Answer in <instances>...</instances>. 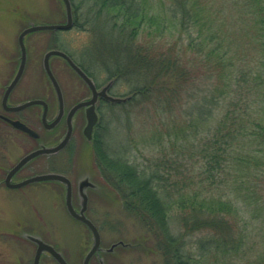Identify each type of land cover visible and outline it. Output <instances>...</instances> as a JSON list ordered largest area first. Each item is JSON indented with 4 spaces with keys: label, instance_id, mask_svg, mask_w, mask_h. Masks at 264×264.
I'll return each mask as SVG.
<instances>
[{
    "label": "rangeland",
    "instance_id": "obj_1",
    "mask_svg": "<svg viewBox=\"0 0 264 264\" xmlns=\"http://www.w3.org/2000/svg\"><path fill=\"white\" fill-rule=\"evenodd\" d=\"M153 1L154 10H158L161 2L163 6L170 4L169 0ZM206 1L211 14L218 10H224L228 15L237 11L238 6L232 0ZM76 3L79 6L78 13L83 15L85 9L82 0H76ZM231 18L226 19V27L232 28ZM64 21L62 0H0V113H4L1 107L2 94L19 64L18 33L30 24ZM91 28L92 25L85 23L80 16L68 30H41L26 34V65L9 96V103L18 104L33 98L44 99L50 105L47 119L52 120L57 109V97L44 71L43 55L47 50L56 48L67 52L75 62H81L87 67L90 64L95 68L97 61L90 47L96 41ZM176 36L173 34L170 44L175 42ZM183 41L186 39L183 38ZM188 55L192 56L191 53ZM49 62L68 105L89 95L88 89L63 59L52 55ZM98 66L100 64L97 65L100 73L96 74L94 70L93 74L95 73V80L101 86L109 80ZM195 66L193 64V68ZM196 82L194 79L190 84L195 92L193 98H188L185 104V100L181 101L182 106H188L202 94H196L201 88ZM206 82L204 94H208L216 80L212 77ZM111 87L109 96L125 100L123 103L113 102L100 107V121L95 132L98 142L114 151L124 150L129 163L140 166H146L149 159L157 157H168L170 160L183 158L187 164L193 163L194 169L196 165H200L202 159L195 151L199 147L197 143L205 144L216 132L226 111L222 98L217 97L214 104L206 106V110L210 111L203 123L196 122V107L189 110L190 114H184L177 109L178 105L177 108L174 107L175 110L149 120L146 110H149L150 102L147 99L129 101L131 96L128 84L115 85L113 82ZM41 112V106L30 105L23 111L11 114L12 118L27 123L37 131L41 135L39 140L12 128L0 119V264H33L37 247L34 237L52 245L69 264H82L93 242L90 229L68 213L65 187L61 182L43 180L13 188L4 183L6 172L23 155L41 145H54L64 133L63 126L53 131L44 129ZM258 114H262L264 126V111L258 110ZM80 121L77 118L72 137L63 150L31 159L13 175L12 182L47 172L61 173L70 179L74 208L79 211L84 207V214L96 225L101 237L100 249L91 257L89 264H164L162 254L154 246V239L137 219L123 209L120 194L105 180V169L99 166L97 159L96 139L89 141L85 138L84 129L82 130L84 122ZM180 127L184 128L183 134L178 131ZM259 132L256 125L249 124L245 136L239 137L237 150L248 157L249 167L231 168L229 164L219 172L224 178L220 194L223 199L231 200L238 209L235 216H225L226 233L238 240L237 251L231 258L224 256L225 264H264V138ZM147 133L159 134V139L149 140ZM212 148L213 145H209V152ZM174 231L177 232V226ZM210 237L211 231L205 230L180 236L186 250L196 260L201 258L198 256L199 242L205 240L207 247ZM112 244L116 245L108 250ZM214 259V254L208 247L201 262L214 264ZM39 264L58 262L43 251Z\"/></svg>",
    "mask_w": 264,
    "mask_h": 264
},
{
    "label": "trees",
    "instance_id": "obj_2",
    "mask_svg": "<svg viewBox=\"0 0 264 264\" xmlns=\"http://www.w3.org/2000/svg\"><path fill=\"white\" fill-rule=\"evenodd\" d=\"M232 1L237 11L228 15L224 10L211 14L206 0H169L166 6L161 2L158 10L153 0H82L85 12L80 15L76 0H70L73 23L82 16L92 25L96 41L90 47L96 67L78 64L94 78L100 64L108 80L128 84L129 101L145 98L150 102L149 120L178 105L184 114L196 107V122L203 123L210 111L208 104H214L217 97L225 103L226 111L212 138L197 143L195 151L202 161L195 164L196 169L183 158L157 157L146 166L129 163L124 150L105 148L96 134L92 138L105 180L120 194L123 209L154 239L164 264H203L208 247L214 264H225L224 256L231 258L238 248V240L226 233L225 217L235 216L238 209L220 194L224 178L219 172L229 164L249 167L248 157L237 150L249 124L256 125L264 138L263 116L258 114L264 111V0ZM226 16L233 18L232 28L226 27ZM173 34L177 36L170 44ZM212 77L216 82L204 94L206 81ZM194 79L201 87L197 86L196 94H202L182 106L181 101L185 104L193 98L190 84ZM183 129L178 131L183 134ZM147 134L149 140L160 136ZM208 144L213 145L210 152ZM203 230L211 231V237L207 247L205 240L199 242L201 258L196 260L180 236Z\"/></svg>",
    "mask_w": 264,
    "mask_h": 264
},
{
    "label": "water",
    "instance_id": "obj_3",
    "mask_svg": "<svg viewBox=\"0 0 264 264\" xmlns=\"http://www.w3.org/2000/svg\"><path fill=\"white\" fill-rule=\"evenodd\" d=\"M62 2L64 4V9H65V21L63 23L30 24V25L24 27L19 32V34L17 36V42H18V45L20 48V63H19V66L17 68V71H16L14 77L12 78V80L9 82V84L5 88V91L2 95L1 104H2V107L4 109L10 110V111H14V110L17 111V110L23 109L29 105H33V104H41L43 106V110H42V114H41L42 123L44 124V126L46 128L54 127L59 122L61 114L63 112V97H62L60 86H59V84H58V82H57V80H56V78H55V76H54V74L50 68V65H49V58L52 55H59V56L63 57L68 62V64L72 67V69L89 86V88L91 89V92H92V96L89 100L80 101V102L76 103L69 110L68 115H67V130H66L65 135L62 137V139L58 143H56L55 145H52V146L42 145L39 148H36V149L26 153L25 155H23L7 171L4 182L8 187H11V188L20 187V186L25 185L27 183L43 181V180H56V181H60V182L64 183L66 186L65 205H66V209H67L68 213L72 217H74L75 219L84 223L90 229V231L93 235L92 245L89 248V250L86 252V254L82 260V264H89L91 257L100 249V241H101L100 233H99L97 227L94 225V223L84 215V207L81 208V210H79V211H77L74 208L72 201H71L72 189H71V181L69 180V178H67L64 174H61V173L47 172V173L29 176L27 178H24L21 181H18V182H11L12 175L16 171H18L23 165H25L28 161H30L34 157L41 155V154L55 153V152L61 150L66 145V143L68 142L69 137L71 135V129H72L71 116L78 108L85 106V105H91L90 107L87 108V111H86L87 122H86V126L84 128V134L89 139L91 137V128H92L93 124L97 121V114L92 107L97 96L103 95L104 97H106L107 99H109L111 101L121 102V101L125 100V98H118V97H112V96L106 95L104 92V89H102L101 91H97L92 80L81 70V68H79V66H77L75 64V62L65 52L58 50V49H49L43 55L42 64H43V68H44L48 78L50 79V81L54 87V90L56 92V95H57V99H58V103H59V111H58V114L56 115V117L52 121L47 122V119H46L47 103L42 99H38V98L30 99V100H27L23 103L11 105V106H9L7 104L8 95L11 92V90L13 89V87L16 85L18 80L20 79V77L23 73V70H24L25 61H26V49H25V44H24L25 35L30 33V32L41 31V30H67L72 26L73 14H72V8H71L70 0H62ZM8 121L12 126L26 132L27 134H29L32 137L38 136L37 132H35L33 129L29 128L28 126H26L21 121L13 120V119H8ZM33 240H35V242L37 244L35 254L33 257V264H39V258H40V255L43 251L48 252L58 262V264H69L65 260V258L62 256V254L59 251H57L52 245H50V244H48V243H46L40 239H37L35 237L33 238ZM114 245H116V244H112L108 248V250H112Z\"/></svg>",
    "mask_w": 264,
    "mask_h": 264
},
{
    "label": "flooded vegetation",
    "instance_id": "obj_4",
    "mask_svg": "<svg viewBox=\"0 0 264 264\" xmlns=\"http://www.w3.org/2000/svg\"><path fill=\"white\" fill-rule=\"evenodd\" d=\"M27 52V51H26ZM67 55H69L67 52H65ZM57 56V55H56ZM70 57H71V55H69ZM58 58H61V59H63L67 64H68V62L63 58V57H61V56H57ZM72 58V57H71ZM26 59H27V56H26ZM73 59V58H72ZM19 62H20V58H19ZM80 68H81V66L78 64V62H75ZM18 66H19V64H18ZM70 66V65H69ZM70 69L73 71V73L80 79V81L83 83V85L88 89V91H89V95H87V96H84V97H82V98H80V100H78L77 102H75V103H73V104H71V105H68V103L65 101V99H64V97H63V112H62V114H61V117H60V120H59V122H58V124L56 125V126H54L53 128H46L45 126H44V124L42 123V126L44 127V129H46L47 131H51V130H55V129H58V127H62L63 126V128H65V130H64V133L56 140V142L61 138V137H63L64 136V134L66 133V130H67V115H68V112H69V110L72 108V106L73 105H75L76 103H78V102H80V101H86V100H89L90 98H91V96H92V92H91V89L89 88V86L84 82V80L70 67ZM81 70L93 81V84H94V86H95V88H96V90H99V91H101L102 89H104V92H105V94L106 95H109L110 94V88H112L111 86H112V84H113V80H109V81H107L104 85H101L100 86V84H98L97 82H96V80H95V78L94 77H92V76H90L83 68H81ZM24 72V71H23ZM23 74V73H22ZM112 83V84H111ZM12 92V91H11ZM11 92L9 93V95H8V99H7V104L10 106V105H14V104H11V103H9V96H10V94H11ZM105 104H111V100H109V99H107L106 97H104L103 95H98L97 96V98L95 99V102L93 103V105H92V107H93V109L95 110V112H96V114H97V121L93 124V126H92V128H91V138H93V136H94V134H95V132H96V130H97V128H98V125H99V121H100V118H99V109H100V107L102 106V105H105ZM36 105H39V106H41L40 104H36ZM47 106H48V112H47V114L49 113V107H50V105H49V103L47 102ZM91 105H85V106H82V107H80V108H78L73 114H72V116H71V125H72V131H71V136H70V138H69V141H70V139H71V137H72V134H73V131H74V129H75V127H76V124H77V118H79L81 121L80 122H84L83 124L82 123H80V124H82V130L85 128V125H86V122H87V114H86V111H87V108L88 107H90ZM1 107H2V105H1ZM42 107V106H41ZM26 108H28V107H26ZM26 108H23V109H20V110H17V111H10V110H6V109H4L3 107H2V110L4 111V113H0V119L2 120V121H4L7 125H10L12 128H14V129H17L16 127H13L10 123H9V121H8V119H15V120H19V119H17V118H12V116H11V114H13V113H18V112H20V111H23V110H25ZM43 108V107H42ZM58 111H59V104H58V100H57V109H56V113H55V115H57V113H58ZM54 115V116H55ZM19 121H21V120H19ZM21 122H23V121H21ZM25 125H27V126H29L27 123H25V122H23ZM30 127V126H29ZM17 130H19V129H17ZM21 131V130H20ZM23 132V131H22ZM37 132V131H36ZM25 133V132H24ZM38 133V132H37ZM26 134V133H25ZM39 134V133H38ZM34 139H36V140H39L40 138H41V135L39 134L37 137H33ZM69 141L67 142V144L69 143ZM67 144L65 145V147L67 146ZM64 147V148H65ZM63 148V149H64ZM62 149V150H63ZM13 175H15V174H13ZM13 177V176H12Z\"/></svg>",
    "mask_w": 264,
    "mask_h": 264
},
{
    "label": "bare ground",
    "instance_id": "obj_5",
    "mask_svg": "<svg viewBox=\"0 0 264 264\" xmlns=\"http://www.w3.org/2000/svg\"><path fill=\"white\" fill-rule=\"evenodd\" d=\"M42 114V113H41Z\"/></svg>",
    "mask_w": 264,
    "mask_h": 264
}]
</instances>
